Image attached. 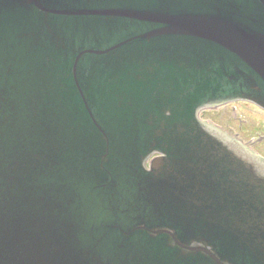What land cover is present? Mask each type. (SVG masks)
I'll return each mask as SVG.
<instances>
[{
  "label": "water",
  "instance_id": "1",
  "mask_svg": "<svg viewBox=\"0 0 264 264\" xmlns=\"http://www.w3.org/2000/svg\"><path fill=\"white\" fill-rule=\"evenodd\" d=\"M91 18L85 37L126 39L107 51L123 90L71 84L88 59L68 25ZM201 63L264 99V0H0V264H264V163L196 119L208 83L166 89L208 81ZM112 99L145 107L118 121L147 135L137 123L124 146L95 120ZM150 148L161 156L144 170Z\"/></svg>",
  "mask_w": 264,
  "mask_h": 264
},
{
  "label": "flooded vegetation",
  "instance_id": "2",
  "mask_svg": "<svg viewBox=\"0 0 264 264\" xmlns=\"http://www.w3.org/2000/svg\"><path fill=\"white\" fill-rule=\"evenodd\" d=\"M167 55L171 56L169 59L176 58L175 61L183 63L184 65L191 66V61L188 60V58L192 57L193 53H176V54L168 53ZM196 65L198 64L196 63ZM199 66L205 67L204 72L206 74H209L211 78L208 81H203V80L194 81L193 88L195 89L196 87H200L202 83H208L209 85L207 87L210 90L209 92L210 93L214 92V94L208 97V99L205 100L203 104H213L217 102L218 100L219 101L228 100V99H233V98H235L234 100H237L238 98H247L249 100H246V99L244 100L249 101V102H245L248 104L254 103L252 100H257V99L258 101L264 100L262 97L263 95L257 91H253L249 87V84L244 82L239 77L237 71L227 70L223 63H218V64H215L214 66H210L209 64L205 65L201 63L199 64ZM183 80H186V81L183 82ZM187 81L188 79H182L180 80V83L182 84L187 83ZM247 95H250L251 97ZM254 108L256 107L254 106ZM218 113H220V110H218ZM205 116L215 122L217 121V119L211 116L210 111L206 112ZM226 123H228V121H226Z\"/></svg>",
  "mask_w": 264,
  "mask_h": 264
},
{
  "label": "rangeland",
  "instance_id": "3",
  "mask_svg": "<svg viewBox=\"0 0 264 264\" xmlns=\"http://www.w3.org/2000/svg\"><path fill=\"white\" fill-rule=\"evenodd\" d=\"M246 106H252L248 103L237 102L235 105L236 110L232 109L234 106H226L210 110L211 116L217 119L220 124L229 133L239 132L243 138V142L249 143L248 139L253 138V135L261 133L264 129V118L254 109ZM220 110V113H218ZM242 122V132H240L239 124ZM228 121V123H226ZM238 126V129H237ZM261 131V132H258Z\"/></svg>",
  "mask_w": 264,
  "mask_h": 264
}]
</instances>
